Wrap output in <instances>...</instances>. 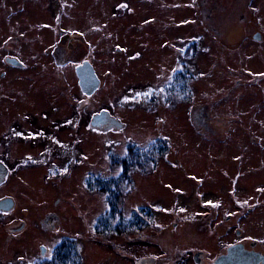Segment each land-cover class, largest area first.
<instances>
[{
  "label": "rangeland",
  "instance_id": "obj_1",
  "mask_svg": "<svg viewBox=\"0 0 264 264\" xmlns=\"http://www.w3.org/2000/svg\"><path fill=\"white\" fill-rule=\"evenodd\" d=\"M255 1L256 9L241 3L238 14L252 12L243 30L251 28L250 35L258 30L261 40L240 39V27L228 40L206 38L205 49L199 47L193 55L188 104L209 115L204 119L195 114L192 126L183 116L187 104H178L167 115L160 110L158 121L152 110L133 106L129 97L136 90L130 84L138 82L143 72L138 61L126 64L113 59L117 55L111 47L127 32L155 30L157 9L165 14L159 1L60 0L59 5L57 0H0V15L10 12L6 18L0 16V57L6 52L5 42L11 41L12 53L26 64L1 79L3 119L7 125L16 122L26 128L49 126L44 130L46 147L18 143L13 157H23L15 161L10 176L4 178L6 172L0 170V199L10 197L8 212L0 213L1 260L32 261L41 255V246L50 254L69 237L76 241L82 264H125L120 251L123 238L96 235L95 221L107 205L103 195L84 187V180L89 173L109 176L110 155H122L130 143L146 145L156 139L168 144V152L150 173L134 174L135 188L122 203L125 213L146 207L155 220L167 224L172 222L167 218L174 200L179 207L186 200L195 206L196 193L201 192L202 206L207 208L219 196L244 197L249 204L241 212H248L243 220L246 237L264 239V0ZM89 2L96 9V29L89 30L96 40L92 53L82 43L70 53L59 48L53 54L59 62L90 57L102 80L92 96L78 89L73 71L70 82H55L51 55L41 50L49 43L42 22L46 16L51 20V8L57 13L63 7L64 17L74 9L85 14L87 8L79 6ZM78 22L88 25L86 18ZM187 30L199 32L200 27L193 23ZM62 73L69 76L67 68ZM78 104L81 111L75 113ZM102 108L109 109L114 121H106L109 113L99 112ZM89 110L99 112L92 123ZM5 123L0 122L1 130ZM206 127L217 132L205 134ZM17 137L23 140L26 134L18 131ZM47 213L58 220L45 221ZM176 215L184 217V210ZM22 222L18 233H6L5 225ZM128 242V264H134L140 242L134 234Z\"/></svg>",
  "mask_w": 264,
  "mask_h": 264
},
{
  "label": "flooded vegetation",
  "instance_id": "obj_2",
  "mask_svg": "<svg viewBox=\"0 0 264 264\" xmlns=\"http://www.w3.org/2000/svg\"><path fill=\"white\" fill-rule=\"evenodd\" d=\"M157 1L163 4L162 8L165 9V14H158L159 8L158 6L156 7L158 9L154 15L156 18L155 30L151 33L149 31L127 32L122 42L115 44L114 47H111V50L117 55L113 58L115 61H125L126 64L131 61H138L139 68L143 73L140 74L141 79L138 82L130 84V86L135 88L136 92L129 97V100L133 103V106L152 110L156 114L155 119L158 121L162 116L160 110H163V115H167L174 111L178 104H190L193 55L197 53L200 49L199 47L202 48L201 51L205 49L203 45L206 44L204 42L206 38L228 40L229 35L238 31L240 27V39L249 37L259 41L261 36L258 30L253 31L252 35L249 34L252 33L251 28L248 27L249 30H243L250 23L252 12L243 16L238 14L241 3L250 7V10L252 6H255L256 9V5H253L256 2L255 0ZM57 2L60 5V0H57ZM177 3H179V8ZM48 7L50 6L48 5ZM82 7L83 9H81ZM79 8L80 10L87 8L88 12L86 10L84 14L79 9H74L68 11V15L64 17L62 14L63 7L57 13L51 8V15L49 16L51 20H47L48 17L46 16V19L42 22V27L44 32H46L49 43L42 45L41 50H43L44 54L51 55V78L58 84L68 83L72 79L70 74L73 71L75 74L73 81L83 93L76 68L85 61H88L94 67L90 57L84 55H81L84 56L81 58L67 57L62 62H59L53 54L54 51L57 52L59 50L70 53L82 43L88 52L92 53L94 50L96 40L89 30L96 29L95 4H90L89 2V5H86L84 3ZM8 15H10L9 10L0 16L6 18ZM81 18H86L88 25L80 24L81 22L78 21ZM64 22H66L65 26H63ZM193 23L200 27L199 32L193 33V31L187 30ZM104 27L107 28L106 24ZM258 35L260 36L259 40L256 38ZM50 38L53 39L50 40ZM5 44H8L4 48L6 52L0 57V83L1 79L7 74L16 72L18 68L26 67V64L12 53L15 47L14 42L9 41L5 42ZM12 59L17 60L19 63L14 62L15 60L11 61ZM64 68H67L69 72L68 77H65L62 73ZM94 70L96 72L95 67ZM99 80L100 87L102 85L100 77ZM4 86L0 84V88H4ZM71 99L69 96L68 100ZM79 107L80 104L75 106L73 112L79 113L81 111ZM89 111L90 123H92L95 115L102 111H107L110 115H108L106 121L109 119L114 121L113 114L108 108H102L99 112ZM195 114H199L204 119L209 115L208 112H204V109L198 112L196 106H187L183 116L189 119L192 126H194L193 118ZM4 116H6V113L0 110V122L5 123ZM63 122L66 123L67 121L63 120ZM54 125L50 126L53 127ZM46 127L49 126L34 124L26 128L22 125L17 126L15 122L10 125L5 123L4 129H0V170L6 172L4 178L12 173L11 168H13L15 161L23 157H13L15 145L28 142L39 147L40 145L46 147L43 139ZM196 129L202 130L198 127ZM203 130L205 134L213 135L217 132V130L209 127L203 128ZM18 131L26 134V138L18 140ZM46 150L44 148V151ZM196 194L195 206H191L190 202L186 203V200L179 207L174 200V207L170 209L167 218V220L170 219L172 222L167 224L155 220L151 209L146 207L138 208L142 212L143 221L137 226L139 231L134 233V236L138 238L141 250L139 249V253L136 255V263L134 262V264H264V239L251 240L246 237V225L243 220L248 212L243 214L241 212L242 209L248 207L247 200L244 197L236 199L233 195L225 198L219 196L216 197L214 202L210 203V206L204 208L202 206L203 194L201 192ZM9 200V196H4L0 199V213L6 214L5 212H8ZM183 210L184 217L175 216L176 211L181 212ZM248 210L250 208L246 209V211ZM45 217V221L54 222L58 220V217L53 213H47ZM5 226L6 233H18L20 229L24 228V223H12L9 226ZM100 236L104 237L106 235L101 234ZM117 236L124 240V246L122 245L120 251L123 252L121 256L124 258V263L128 264V252L130 250L128 241L131 240L132 234H128V228L126 227L124 232ZM52 258V252L48 254L47 249L45 254L35 257L32 261H24L22 259L4 262L0 259V264H49ZM78 258L74 264L83 263L82 258L81 260Z\"/></svg>",
  "mask_w": 264,
  "mask_h": 264
},
{
  "label": "trees",
  "instance_id": "obj_3",
  "mask_svg": "<svg viewBox=\"0 0 264 264\" xmlns=\"http://www.w3.org/2000/svg\"><path fill=\"white\" fill-rule=\"evenodd\" d=\"M168 152V144L162 139L150 141L146 145L130 143L122 155L112 154L111 174L89 173L84 180V187L90 192L104 196L107 209L95 221L96 235H121L124 228L128 234L139 231L142 212L139 209L125 213L123 200L135 188L134 174H148L157 166V162ZM141 213V214H140ZM53 258L49 264H74L81 254L76 248V241L69 237L61 241L52 250Z\"/></svg>",
  "mask_w": 264,
  "mask_h": 264
},
{
  "label": "water",
  "instance_id": "obj_4",
  "mask_svg": "<svg viewBox=\"0 0 264 264\" xmlns=\"http://www.w3.org/2000/svg\"><path fill=\"white\" fill-rule=\"evenodd\" d=\"M256 38L260 39V36L258 35L256 36ZM13 60L15 59H12L11 61ZM14 62L19 63L17 60H15ZM76 73L80 78L81 89L86 95H92L99 88V77L96 74L94 67L88 61H85L81 65H79L76 68ZM40 248L41 254H45L47 248L45 246H41Z\"/></svg>",
  "mask_w": 264,
  "mask_h": 264
}]
</instances>
